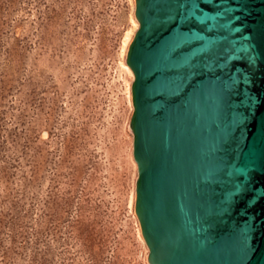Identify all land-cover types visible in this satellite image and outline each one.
<instances>
[{"label": "rangeland", "instance_id": "rangeland-1", "mask_svg": "<svg viewBox=\"0 0 264 264\" xmlns=\"http://www.w3.org/2000/svg\"><path fill=\"white\" fill-rule=\"evenodd\" d=\"M135 0H0V264H147L134 213Z\"/></svg>", "mask_w": 264, "mask_h": 264}, {"label": "water", "instance_id": "water-1", "mask_svg": "<svg viewBox=\"0 0 264 264\" xmlns=\"http://www.w3.org/2000/svg\"><path fill=\"white\" fill-rule=\"evenodd\" d=\"M134 17L147 264H264V0H135Z\"/></svg>", "mask_w": 264, "mask_h": 264}]
</instances>
